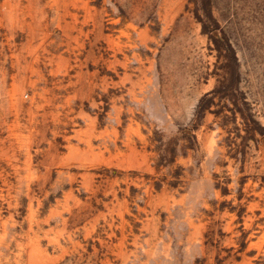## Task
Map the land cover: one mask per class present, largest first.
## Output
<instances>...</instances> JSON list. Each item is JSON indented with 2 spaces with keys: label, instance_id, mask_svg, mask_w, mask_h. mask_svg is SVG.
<instances>
[{
  "label": "rangeland",
  "instance_id": "374dc122",
  "mask_svg": "<svg viewBox=\"0 0 264 264\" xmlns=\"http://www.w3.org/2000/svg\"><path fill=\"white\" fill-rule=\"evenodd\" d=\"M0 264H264V0H0Z\"/></svg>",
  "mask_w": 264,
  "mask_h": 264
}]
</instances>
